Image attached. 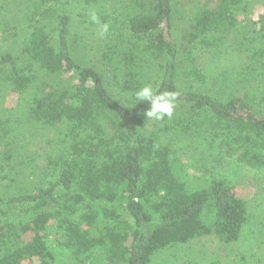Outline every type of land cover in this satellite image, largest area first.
Returning <instances> with one entry per match:
<instances>
[{
  "label": "trees",
  "instance_id": "16d2710c",
  "mask_svg": "<svg viewBox=\"0 0 264 264\" xmlns=\"http://www.w3.org/2000/svg\"><path fill=\"white\" fill-rule=\"evenodd\" d=\"M258 4L0 0V264H152L201 238L264 244ZM145 84L179 93L171 118L145 116L133 95ZM245 166L255 174L241 180Z\"/></svg>",
  "mask_w": 264,
  "mask_h": 264
},
{
  "label": "rangeland",
  "instance_id": "374dc122",
  "mask_svg": "<svg viewBox=\"0 0 264 264\" xmlns=\"http://www.w3.org/2000/svg\"><path fill=\"white\" fill-rule=\"evenodd\" d=\"M262 11H264L263 5L258 4L257 7L254 6V10L253 13L251 14V17L253 19L256 18L257 15ZM243 30L244 27L241 26V28H239V31H243ZM78 39L89 41V38L86 36L84 38L78 37ZM229 41L231 43L232 42L242 43V41L244 40L241 39L239 35H238V39L236 40L234 34H232L231 36H229ZM236 45L238 44L236 43ZM226 46L227 45L225 44L223 48ZM90 47L93 46L90 45ZM239 47L241 49L244 46H239ZM234 48L233 46L231 47L232 50ZM240 54L241 51L239 50L237 55ZM241 58L243 64V56ZM233 65H231V68H229L230 70L229 73L233 72V70L235 69L237 70L236 66ZM254 174H255L254 169L250 168L249 166H245L243 171L240 172L239 179L242 180L245 177L253 178ZM248 187L250 188L251 191H254L253 185L250 184L248 185ZM252 194L253 192L250 195ZM254 227L257 233L260 232L261 229L264 231V216L260 220L259 219L255 220ZM242 243L243 242H240V244L235 245L234 247L231 245L224 248L223 246H221L220 243L213 240L212 238H201L199 240L192 241L183 247L169 248L165 251L158 252V254H155L152 264H243V262H249V264H264V244L262 245L258 244L259 237L256 238L254 242L256 246L252 251L248 250L249 252H245L246 250L243 249L242 247L243 245H241ZM250 243L253 244L252 241ZM239 251L244 252V254L251 253L253 258L248 254L245 255V257L240 258Z\"/></svg>",
  "mask_w": 264,
  "mask_h": 264
},
{
  "label": "clouds",
  "instance_id": "9594fccd",
  "mask_svg": "<svg viewBox=\"0 0 264 264\" xmlns=\"http://www.w3.org/2000/svg\"><path fill=\"white\" fill-rule=\"evenodd\" d=\"M90 18L94 23L100 22L99 17L95 13H92ZM107 32L108 26L105 24L100 33L101 37H104ZM133 95L136 102H148L150 104V107L145 113L148 119L160 121L165 117L171 118L173 116L179 93L167 90L158 92L150 84H145L136 89Z\"/></svg>",
  "mask_w": 264,
  "mask_h": 264
}]
</instances>
